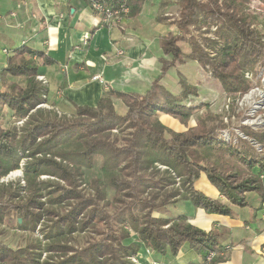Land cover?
Segmentation results:
<instances>
[{
    "label": "trees",
    "instance_id": "1",
    "mask_svg": "<svg viewBox=\"0 0 264 264\" xmlns=\"http://www.w3.org/2000/svg\"><path fill=\"white\" fill-rule=\"evenodd\" d=\"M85 1L98 13L92 8L93 0ZM97 1L108 10L122 2ZM145 1L124 0L128 16H137ZM252 1L174 0L176 30L167 31L158 40L163 56L158 59L159 73L149 88L135 93L104 85L94 106L71 102L68 117L35 109L47 92L35 76L42 73L41 66L54 64L53 59L43 50L25 45L7 56L0 70V178L16 169L22 157L28 159L23 165L25 186L19 181L0 183V224L33 232L46 216L50 225L41 230L47 242L29 240L18 247L4 241L0 230V264H134L129 257L137 258L140 248L161 254L168 248L175 256L183 245L203 259L215 253L210 262L223 260L220 253L224 246L216 233L193 225L185 213H153L180 197L193 209L208 214H230L231 206H247L248 192L264 199V154L246 141L240 146L224 142L218 136L223 124L207 110L208 104L185 103L198 95L196 87L179 76L180 91L174 94L163 79L172 68L194 60L210 72L230 98L245 93L251 85L246 72L255 74L264 64V33L259 29L264 14L252 8ZM256 1L264 5V0ZM160 5L169 4L163 1ZM115 26L123 30L120 24ZM190 27L205 33L214 27L215 39L203 37L201 42ZM179 41L190 44L189 52L181 50ZM112 98L125 105L124 114L116 112ZM201 108L206 109L196 117V123L182 131L169 128L159 119V114H166L186 126L191 114ZM4 109H10L16 119L25 118L23 126L2 127ZM242 131L263 143L264 132L246 126ZM46 154L58 156L60 161ZM97 155L102 156L101 169L113 190L110 201L105 199L104 186L97 178L89 182L93 194L81 188L83 167H92ZM156 165L166 167L162 175ZM41 174L52 175L64 184L39 180ZM201 176L216 195L195 187ZM177 178L179 184L175 186ZM44 197L51 205L69 208H46L41 200ZM78 230L92 235L81 246L68 244ZM132 233L135 241L129 240ZM43 252L48 256L41 260Z\"/></svg>",
    "mask_w": 264,
    "mask_h": 264
},
{
    "label": "crops",
    "instance_id": "2",
    "mask_svg": "<svg viewBox=\"0 0 264 264\" xmlns=\"http://www.w3.org/2000/svg\"><path fill=\"white\" fill-rule=\"evenodd\" d=\"M160 1L146 0L137 16L127 15L118 23L122 30L115 24L101 25L100 14L85 0H0V70L8 56L3 50L10 54L25 45L43 50L54 61L40 67L48 81L49 103L94 106L104 85L143 93L158 75V59L163 56L158 42L163 32L156 18ZM171 70L163 84L178 94L180 90H171ZM96 74L102 80H92ZM112 101L118 114L126 112L119 99ZM197 188L211 196L217 194L207 181L203 188ZM236 208L230 214H208L193 208L184 212L190 223L218 235L224 246L220 253L223 260L206 263L183 245L175 256L168 248L164 254L140 248L135 264H264V214L257 204L254 210Z\"/></svg>",
    "mask_w": 264,
    "mask_h": 264
},
{
    "label": "rangeland",
    "instance_id": "3",
    "mask_svg": "<svg viewBox=\"0 0 264 264\" xmlns=\"http://www.w3.org/2000/svg\"><path fill=\"white\" fill-rule=\"evenodd\" d=\"M156 1V0H154ZM166 1L169 5H165L158 8L156 12V18H161L158 22L161 24V31L163 35L167 31H175V20L178 18V13L175 9L174 0H161L160 2ZM252 8L255 7L257 12H261L264 14V5L259 3L256 0L251 2ZM259 29L262 33H264V21L261 22L259 25ZM192 35L196 36L197 39L203 42V37H209L211 39H215L214 36V27H211L212 32H197L190 27ZM189 36H187L188 38ZM181 50L184 53L189 52L190 44L186 41H179L178 42ZM202 47L208 52L209 55H213V51L211 49H206L205 46ZM188 62V63H187ZM173 70V71H172ZM170 71L168 79L172 80L171 84L174 86H170L171 90L175 92V90H180V86L178 83L179 76H182L189 84L193 85L197 89V96H192L189 100L185 101L187 105H197L200 102L207 103L208 106L206 107L207 110L218 116V120L220 123L222 122L223 128L218 129V136L222 138V140L226 143H232L235 145H244V142H248L252 147L256 149L257 152H261L264 154V141L262 144H259L254 140L252 137L245 135L242 131V127H250L254 131H262L264 132V64L258 66L257 71L255 74L251 72H246L245 77L251 82L250 87L248 90L240 95L238 98L232 99L222 90L219 82L211 76L210 72L202 68L196 61L194 60H187L182 65H177L175 68H172ZM11 79V78H10ZM46 79V78H45ZM35 80L40 82L43 86L48 88V81L46 79V83L44 84L42 81L37 79L35 76ZM168 82V81H167ZM44 101H40L39 104L36 105L35 109L40 108L46 111H54L57 116H70L72 114L70 110V106L64 105H55L53 101L49 103L47 100V92L42 95ZM59 104V103H58ZM205 108V109H206ZM204 108L197 109L194 111L188 121V124H185L178 121L176 118L166 115V114H159V119L169 128L175 131H182L185 130L186 127L190 125H194L196 123V117L201 114L205 110ZM2 127H16L19 129L23 126L25 122V118L23 119H16L13 115V112L10 109H4L2 112ZM216 121V122H217ZM219 123V124H220ZM112 133L118 134L117 130H112ZM40 138L37 139L39 141ZM244 141V142H242ZM27 151H25L26 153ZM36 156L41 157V153H36ZM46 157H53L55 160L60 161L58 156H52L51 154H46ZM28 157H22L18 163V167L9 171L6 175L0 178V183L4 185L12 184L13 182H18L21 186H25L23 177V165L26 162ZM92 167H83V178L81 181V188L85 193L93 194V189L89 185V182L92 178L99 179L105 190V199L110 201V197L113 194V190L107 185L106 176L103 174V170L101 169L102 163V156L97 155L94 158ZM156 168L159 171V175L163 174L165 170V166L163 165H156ZM39 180H50L54 182H59V184L63 185V181L57 179L56 177L49 175V174H41ZM175 186L179 184L178 178L175 180ZM206 184L204 177H200V179L195 183V187L203 188ZM24 195V191L21 192ZM249 193V192H248ZM220 199H224L222 196H219ZM260 201H258V197L254 192H251L247 197L248 206L246 208H236L235 210H254L253 208L256 207L257 209L262 210L264 214V199L260 196ZM44 202V206L46 208H50L51 210H66L69 207L63 204L59 205H51L46 197L41 199ZM190 203L183 198H177L175 201L169 202L167 206L163 208L157 209L153 214L155 216H175L180 213H184L185 210L192 209V206L189 205ZM112 210V209H109ZM264 216V215H263ZM20 218H17V220ZM21 222V219L20 221ZM50 225V221L47 219L46 216H43L36 228L33 232L28 231H20L17 228H9L4 224H0V230L2 231L1 238L10 244L13 247H18L24 245L29 240H40L42 244L47 242L42 234L41 231L46 226ZM92 235L91 232L88 231H76L72 233L69 239L70 245L73 246H81L83 243ZM96 236V235H95ZM136 235L134 233L131 234L129 240L135 241ZM45 240V241H44ZM48 253L43 252L41 256V260L45 259ZM51 256H56L51 254ZM129 259L136 263L135 257H129Z\"/></svg>",
    "mask_w": 264,
    "mask_h": 264
},
{
    "label": "built area",
    "instance_id": "4",
    "mask_svg": "<svg viewBox=\"0 0 264 264\" xmlns=\"http://www.w3.org/2000/svg\"><path fill=\"white\" fill-rule=\"evenodd\" d=\"M92 8L100 14V24L106 27H110L112 24L121 23L124 17L128 15V7L125 5L124 0L113 9H104L100 2L97 0H93L92 2ZM4 53L9 55V52L7 49L3 50ZM37 79L39 81H42L44 84L46 83L45 76L42 74L37 75ZM92 80H102L101 76L96 74L92 76ZM1 81V80H0ZM215 256V253H209L205 259L204 262L208 263L210 260Z\"/></svg>",
    "mask_w": 264,
    "mask_h": 264
},
{
    "label": "water",
    "instance_id": "5",
    "mask_svg": "<svg viewBox=\"0 0 264 264\" xmlns=\"http://www.w3.org/2000/svg\"><path fill=\"white\" fill-rule=\"evenodd\" d=\"M18 221H20V219H18Z\"/></svg>",
    "mask_w": 264,
    "mask_h": 264
}]
</instances>
